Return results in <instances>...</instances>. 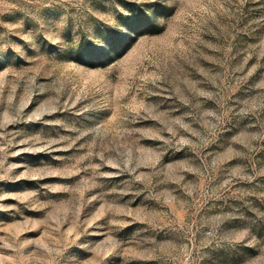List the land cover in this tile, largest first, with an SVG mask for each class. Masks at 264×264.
<instances>
[{
    "label": "rangeland",
    "instance_id": "374dc122",
    "mask_svg": "<svg viewBox=\"0 0 264 264\" xmlns=\"http://www.w3.org/2000/svg\"><path fill=\"white\" fill-rule=\"evenodd\" d=\"M0 264H264V0H0Z\"/></svg>",
    "mask_w": 264,
    "mask_h": 264
}]
</instances>
